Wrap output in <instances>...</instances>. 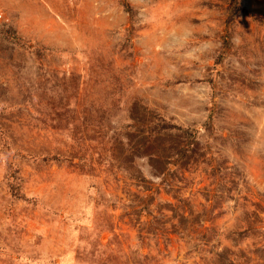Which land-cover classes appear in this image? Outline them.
Instances as JSON below:
<instances>
[{"label": "rangeland", "instance_id": "rangeland-1", "mask_svg": "<svg viewBox=\"0 0 264 264\" xmlns=\"http://www.w3.org/2000/svg\"><path fill=\"white\" fill-rule=\"evenodd\" d=\"M0 264H264V0H0Z\"/></svg>", "mask_w": 264, "mask_h": 264}, {"label": "trees", "instance_id": "trees-1", "mask_svg": "<svg viewBox=\"0 0 264 264\" xmlns=\"http://www.w3.org/2000/svg\"><path fill=\"white\" fill-rule=\"evenodd\" d=\"M146 110L147 109L145 108L144 112H146ZM137 131L139 132L138 141L134 143L132 147L130 146L129 150L127 149L126 152L133 156L139 155V153L152 155V160L154 158V160L158 161V163L161 165L159 171L164 174V177L162 178L164 183L168 178L167 173L171 172L172 170L170 165H179V161L182 159L181 157H184L188 150H192L190 149V145L193 146L196 144L197 136H195V134L188 133L187 131L183 130L181 126H177L176 124H172L157 117H153L151 119L149 118L144 125L138 126ZM162 136H167V138H165L163 141L171 140L170 136L175 139V143L177 141V146L174 150H165L167 151V154L159 151V145ZM151 148H153L154 151L148 152L151 150ZM128 160L132 161V157ZM130 177L135 181H141L144 179L138 170L136 173L131 174Z\"/></svg>", "mask_w": 264, "mask_h": 264}]
</instances>
